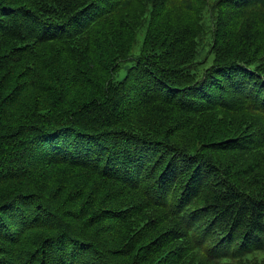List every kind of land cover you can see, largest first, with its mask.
<instances>
[{
  "label": "trees",
  "instance_id": "obj_1",
  "mask_svg": "<svg viewBox=\"0 0 264 264\" xmlns=\"http://www.w3.org/2000/svg\"><path fill=\"white\" fill-rule=\"evenodd\" d=\"M0 264H264V0H0Z\"/></svg>",
  "mask_w": 264,
  "mask_h": 264
},
{
  "label": "rangeland",
  "instance_id": "obj_2",
  "mask_svg": "<svg viewBox=\"0 0 264 264\" xmlns=\"http://www.w3.org/2000/svg\"><path fill=\"white\" fill-rule=\"evenodd\" d=\"M142 32H140V34H139V36H138V42L136 43V45H135V47H134V54L136 55L138 52H139V50H140V38L142 37ZM122 64H124V63H122ZM123 75V72H121V76Z\"/></svg>",
  "mask_w": 264,
  "mask_h": 264
}]
</instances>
